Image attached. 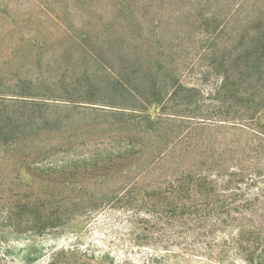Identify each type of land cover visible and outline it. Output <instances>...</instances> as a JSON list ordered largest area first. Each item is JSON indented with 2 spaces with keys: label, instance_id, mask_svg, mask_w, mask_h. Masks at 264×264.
I'll list each match as a JSON object with an SVG mask.
<instances>
[{
  "label": "trees",
  "instance_id": "obj_1",
  "mask_svg": "<svg viewBox=\"0 0 264 264\" xmlns=\"http://www.w3.org/2000/svg\"><path fill=\"white\" fill-rule=\"evenodd\" d=\"M107 1L108 45L88 30L83 36L100 51L63 55L90 61L97 68L94 77L101 78L62 87L58 95H35L39 87L33 80L19 82L9 97L0 93V147L41 146L45 141L38 125L49 101L58 102L57 109L81 108L110 117L111 125L122 131L113 142L118 150L97 151L47 174L124 177L121 190L127 194L106 192L79 201V206L122 205L136 215L163 216L168 225L193 222L198 213L213 216L219 225L248 228L240 246L245 260L264 264V224L256 219L264 218L257 208L264 183V0ZM181 4L180 10H168ZM185 22L213 38V51H204L191 70L197 84L183 79L178 52L161 46L168 35L172 41L182 35ZM224 130L237 131L245 142L223 137ZM197 139L216 145L186 146ZM243 184L259 185L258 193L244 200L245 208L252 206L251 217L235 215L225 221L221 210L233 216L239 209L235 200L249 190ZM63 207L52 211L40 202L15 204L0 214V225L8 222L14 233L41 234L69 220Z\"/></svg>",
  "mask_w": 264,
  "mask_h": 264
},
{
  "label": "rangeland",
  "instance_id": "obj_2",
  "mask_svg": "<svg viewBox=\"0 0 264 264\" xmlns=\"http://www.w3.org/2000/svg\"><path fill=\"white\" fill-rule=\"evenodd\" d=\"M108 4L107 0H0V93L9 97L19 82L28 80L39 87L35 95H58L64 92L62 87L73 83H96L101 73L94 77L97 68L90 61L70 60L63 55L100 51V46L92 48L91 39L83 36L88 30L94 39L108 45ZM185 24L182 35L174 41L173 35H168L161 46L165 51L178 52L183 79L197 84L191 70L198 67L204 51H213V38ZM152 46L156 51L157 42ZM48 103L45 119L38 125L45 141L41 146L23 150L0 147V214L15 204L40 202L52 211L64 205L69 220L41 234L14 233L8 222L0 225V264H162L163 258L166 264H249L240 247L243 231L248 232V228L237 224L219 225L215 217L198 213L192 216L193 222L168 225L163 216L136 215L122 205L96 209L79 206V201L98 199L106 192L115 197L126 195L127 190H121L125 178H59L47 173L97 151L118 150L113 142L120 139L122 131L111 125L110 117L81 108L57 109L54 103L58 102ZM239 134L224 130L222 136L245 142ZM79 145L84 149H78ZM213 145L198 139L186 144L190 148ZM258 186L243 184L245 192L249 190L241 200H235L239 209L233 216L221 210L225 221L238 217L235 215L251 217L252 206L245 208L244 200L257 194ZM259 187L263 192L257 208L264 213V183ZM256 219L264 224V218Z\"/></svg>",
  "mask_w": 264,
  "mask_h": 264
}]
</instances>
